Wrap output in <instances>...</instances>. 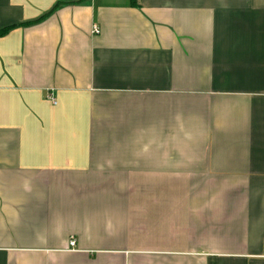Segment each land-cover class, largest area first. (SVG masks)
Segmentation results:
<instances>
[{
	"label": "crops",
	"instance_id": "crops-1",
	"mask_svg": "<svg viewBox=\"0 0 264 264\" xmlns=\"http://www.w3.org/2000/svg\"><path fill=\"white\" fill-rule=\"evenodd\" d=\"M11 26L0 264H264V0H0Z\"/></svg>",
	"mask_w": 264,
	"mask_h": 264
},
{
	"label": "built area",
	"instance_id": "built-area-1",
	"mask_svg": "<svg viewBox=\"0 0 264 264\" xmlns=\"http://www.w3.org/2000/svg\"><path fill=\"white\" fill-rule=\"evenodd\" d=\"M92 33H93L94 35H98V34H100V28H99L98 26L94 25V26L92 27ZM68 245H69V248H70V249L74 250L75 247H76V240H75L73 237H71L70 240H69Z\"/></svg>",
	"mask_w": 264,
	"mask_h": 264
},
{
	"label": "trees",
	"instance_id": "trees-1",
	"mask_svg": "<svg viewBox=\"0 0 264 264\" xmlns=\"http://www.w3.org/2000/svg\"><path fill=\"white\" fill-rule=\"evenodd\" d=\"M13 28H14V26H11V27H7V28H4V29H1V30H0V37H3V36H5L6 34H8Z\"/></svg>",
	"mask_w": 264,
	"mask_h": 264
}]
</instances>
